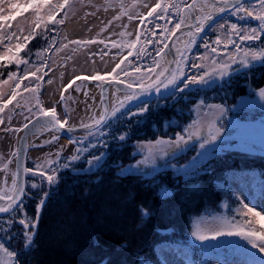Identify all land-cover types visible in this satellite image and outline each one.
Returning a JSON list of instances; mask_svg holds the SVG:
<instances>
[{
    "label": "trees",
    "instance_id": "16d2710c",
    "mask_svg": "<svg viewBox=\"0 0 264 264\" xmlns=\"http://www.w3.org/2000/svg\"><path fill=\"white\" fill-rule=\"evenodd\" d=\"M14 4L27 6L28 0L12 1L6 12L3 9L2 16L21 11L13 8ZM63 11L65 13L66 7L60 12ZM47 23L48 30L59 24L55 21ZM237 25L247 30V24ZM229 30L226 27L224 33L228 34ZM54 35L50 33V36ZM50 36L44 35L42 40L28 44V62H39V52L47 50L49 42L52 46L57 42ZM251 41L247 40L246 44ZM32 44L38 45L36 52L29 51ZM242 52L236 61L246 58V51ZM247 60L250 66L230 75L229 80L219 79L222 84L217 87L204 86L210 94V99L206 100L232 105L241 96L253 94L261 87L264 62L248 57ZM4 64L7 66L8 63ZM233 67L232 63L231 70ZM212 70L205 69L201 75ZM215 78L219 77L209 76L208 80ZM197 97L195 90H185L176 94L172 104L165 101L148 105V112L142 115L129 112L122 116L118 113L120 118L112 121L111 128H104L105 135H100L99 129L86 140L88 143L81 141L83 151L79 153V159L55 156L36 163L30 158L29 169L33 171L28 172V196L20 207V214L25 219L35 215L43 199L41 222L33 244L26 248L22 235L25 229L15 218H0V244L16 254L13 258L19 264H163L160 246L164 243L185 245L191 238L194 215L209 209L224 214L238 209L235 206L239 203L234 202L236 198L231 192L239 194L232 187L230 177L233 172L242 170L264 174V156L242 150H223L187 177L173 169L161 171L154 179L135 171L121 175V166L137 159L135 141L174 135L193 121V105L201 98ZM127 111V108L121 109V112ZM125 133V141L114 139ZM93 150L96 154L107 153L105 162L102 168L86 171ZM46 161L55 163L49 166ZM37 165L44 167L37 168ZM54 166L57 167V182L49 185L46 176L42 178L39 173ZM33 184L37 187H32ZM162 188L170 190L167 198L158 195ZM45 193L47 199H44ZM224 201L228 206L223 204ZM141 207L148 209L151 215L142 217ZM245 219L252 218L239 220ZM202 254L203 251L193 252L190 256L192 264H199ZM11 260L12 257L0 250V264H11Z\"/></svg>",
    "mask_w": 264,
    "mask_h": 264
},
{
    "label": "rangeland",
    "instance_id": "374dc122",
    "mask_svg": "<svg viewBox=\"0 0 264 264\" xmlns=\"http://www.w3.org/2000/svg\"><path fill=\"white\" fill-rule=\"evenodd\" d=\"M12 1L21 0H0V16H2L3 14V9H5V12L7 11ZM60 1L61 0H56V2ZM71 1L72 3L70 7H68L69 16L66 18V21L63 22L60 30L61 41L59 44V48L52 53V57L50 59L48 70V72L50 73L47 83L49 82V80L53 81L56 75H59V80H61V78H63L66 74H70V72L77 70L81 62L75 60V54L84 47H88L90 49L88 53L89 56L87 58L89 61H95L97 59L111 55L115 58L116 64L119 62L120 57L125 54L128 48L113 47V44H126L128 41H133L135 40L136 35L141 32V30L143 31L144 28H149L155 25L157 22L160 23L159 25H162V21H166V24L170 25L171 29L176 23V15L174 16V14L171 12L172 10H168V16L163 19L159 17L160 10L158 9L157 13H154L151 17H147L146 20L141 24V21L137 17L141 13H144L146 15L148 11V9L143 5H154L156 3V0ZM164 3H170V0H164ZM51 5L54 4L51 3L48 7L42 8L40 11V15L46 18ZM207 11L212 10L207 9ZM129 15H131L133 19L129 20ZM117 16H119L120 19H116L115 17ZM184 18L187 19L188 14L185 15ZM74 20L78 22L79 30L74 34H71L70 31L65 28V25L68 22L70 23ZM11 21L13 22L10 24L8 36H12V39H4L2 43L6 45H9V42L14 41L13 38L16 37L17 34H19L22 38L27 31H29L36 25V13L34 9L31 8L26 13L20 15L19 17H15ZM224 21L225 20H221V23H224ZM138 25H140L139 28ZM41 26L43 31L45 29L44 25L41 24ZM219 29L221 28L214 23L211 26L210 31ZM5 31L6 28H0V36L5 35ZM121 32H126L128 33V35L121 36ZM13 33H15V35H12ZM198 39L195 41V44L199 42ZM7 40H9V42ZM72 41L96 42L81 43L80 45H77L75 43H71ZM101 41H103V43H101ZM64 45H67V47H63ZM194 45L190 46L188 50L192 49ZM0 49H5V46H2ZM129 51L132 50L129 49ZM136 51H138L137 47ZM133 55H131L132 57L129 56L130 58H128L124 61L123 64H121V68L125 69L130 67L133 59L138 57L135 55V53ZM213 56L215 57L213 58ZM201 58H203L201 60L204 67L211 69L213 68V61L216 62L215 66L218 68L221 64H224V62L229 61L230 56L227 53H212L211 51L206 50L204 54H202ZM158 59L161 62L163 61L161 57H159ZM112 68L106 71L96 72H92L93 70L88 69L87 72L95 73L92 75H104L109 73ZM33 70L42 75V66H33L29 71ZM118 72H120V70ZM143 73L144 71L135 74V76L134 74L132 75L133 78H136L140 75H143ZM87 75L89 74H86V76ZM33 81L36 80L33 79L32 82ZM17 83H20V87L18 89L16 88ZM37 84L38 83L33 82L32 84L29 82L25 85L21 76H14L11 80H8L6 84L3 83L0 87V94L2 96V99L4 100L9 98L15 88L18 90V96L16 100H14L10 106L5 108L4 111L0 113V119H3L5 121L4 124H0V196H12V182L13 180L16 181L15 156H13L12 153L15 149L18 148L21 131H9L7 129L21 128L23 124H25L29 119L35 116L38 113V106H35L38 101H41L45 109L55 107L56 110H58L61 119H67L69 125H76L77 117L84 113V111L92 110L96 101L100 99L101 80H99L97 83H93L92 80L79 82L74 86L76 89L79 88L78 91L76 89L72 90L67 88V90H64L60 95L57 102L46 100L44 94L46 88L45 90L43 89L42 94H38ZM26 88L28 89V91H25ZM262 89H264V87L260 90ZM260 90H258L255 97H243L239 101L238 105L232 108L233 113H228L227 111H225L223 115H221L219 112V107L223 106L217 104H205L202 102L198 103L195 109L194 119L188 126L185 127V130L191 128L193 132L200 131L202 135L207 136L209 126L215 123L217 127H222L221 139L226 141V143L223 145H220L219 140L216 141V144L220 145L221 148L242 149L248 152L264 154V97L260 96ZM162 91L164 90L162 89ZM62 96L63 100H61ZM123 98L124 96L120 97L118 101L123 100ZM142 98L145 97L142 96L141 99ZM17 102H19L20 107H15ZM117 103L115 107L117 106ZM248 107L258 108L260 110L259 113L262 114L253 116L251 113H247L246 116H244V111L248 109ZM29 109H31V112L29 111ZM66 112L67 115L65 114ZM26 117L28 118L27 120ZM94 134L95 132L93 131L92 134L87 133L84 134L83 137L87 139ZM181 134L187 135L186 131H184L183 133H178L174 138L161 137L154 141L137 142V153L139 154V158L136 162L130 164L129 166H132L133 168H136V166H138L137 172L143 173L147 176L154 175L159 169L170 167L169 162L171 164V167L175 169L184 168V166L189 163L191 158L195 156L197 152L201 151L198 147V143L195 140L189 141V144L197 143V147L195 148V150H189L185 152H193V156H191L190 159L186 160L183 163H176L173 160L184 153L177 152L175 158H172L171 153L174 150L171 148H167V145L158 143V141L161 140H175L176 137ZM71 135L73 140H83V138L78 139L79 135ZM53 136H57L58 139L49 144L44 143L45 140H51ZM64 137L67 136L59 132L37 135L35 137V142L31 143L30 145V154L35 160L39 161H42L49 157H57V153H59L60 157H63L65 155L72 156L76 154L78 144L73 143L74 148L67 149L62 145ZM165 148H167L169 155H160L161 150ZM9 160L12 161L10 164L8 163ZM5 165H7L6 169L4 167ZM233 180L234 183L238 185V188L244 197L250 194V190L254 195L257 188L259 189V191L261 189V186H258L257 188L256 186H253V183H255V175L253 173H235L233 174ZM255 197L256 198L254 200L246 201L250 207L255 204L256 210L261 211L262 215H264V208L261 207L259 194ZM8 203L9 202L6 198L0 200V206L5 207ZM222 218L228 219L226 216L204 213L195 218L194 231L197 229V227L206 229L209 227L219 226ZM217 239L223 240V242H225V240L231 241L225 242L226 246L224 247V249H222V256H212L210 257V260L205 264H245L243 258L240 257V254H238V252H236L234 249L243 247V244H247L246 241H243L242 238L236 236L231 239L223 237H219ZM192 241L194 244L205 242L196 240L194 236L192 238ZM207 241L213 240L210 239ZM233 244L236 245V248L235 246L232 247ZM247 247L249 249L251 248L250 245H247ZM182 250L176 248L175 246H162L161 253L164 256L165 264H187V258Z\"/></svg>",
    "mask_w": 264,
    "mask_h": 264
},
{
    "label": "snow or ice",
    "instance_id": "6c2138e0",
    "mask_svg": "<svg viewBox=\"0 0 264 264\" xmlns=\"http://www.w3.org/2000/svg\"><path fill=\"white\" fill-rule=\"evenodd\" d=\"M51 4V0H28V6H31L35 13L37 18L36 28H39L42 23H46L47 21H55V16L58 14V10L62 11L68 4L69 0H62L61 3L51 5V8L47 14V17L40 15V11L42 8L48 7ZM259 4L261 8H264V0H259ZM145 8L148 9L146 15L144 13L139 14L137 17L141 24L146 20L147 17L153 16L154 13H157V10L159 9V17L164 18L168 16V10L170 8H176L177 14H179V6L175 3H164V0H156V3L152 6H149L148 4L143 5ZM13 8H20L21 10H26V6L24 5H18L14 4L12 5ZM207 9H211L212 11H207ZM185 11L190 16L191 20L194 22L190 25H187L189 30L186 33L188 39L183 42L184 44V51H181L180 48L175 49V55L179 56L180 59L176 60L173 59L170 64L175 65L176 70L172 71L170 66H162L160 60H153V66L147 68L143 75H140L136 78H133L131 82L126 83L127 92L124 95L123 100H119L117 103V106L114 107L111 111V114L109 115L108 109L105 108L104 114L99 118L95 119L93 118V123L91 124H81V128L88 130L89 134H92L93 129H100V135H105L104 128H111L112 121L118 120L120 116L117 114L120 113L122 116L128 115V113H132V115H142L146 112H148V105L153 103V100L148 98L152 96L153 91L157 93L156 102L157 104L161 101H167L170 97L175 96L178 92L183 93L185 90H195V91H201L204 86H210L209 85V76H217L220 80H223L226 75H231V64L235 63V58H229V61L221 64L218 68L215 66V61H213V70L211 73L205 72L202 75H191L186 76L184 71L181 68V65L185 63L183 60L184 54L187 52L188 48L195 44L196 37L199 35V33L204 31L205 26H211L209 22H215L220 28H229L231 30L232 34L238 35L240 41H251V40H260L262 36H264V11H262L259 14H256L253 11H250L248 8L244 6V0H211L209 3L208 0H204V3L202 5H197L196 0H192L191 3L185 5ZM225 12H231L235 15H240L241 19H244L246 17H253L257 21L260 22L258 28H251V29H243L242 27H239L237 24L233 23L231 25H226V22L221 23V20H223V17L221 16L220 20H217V15ZM127 14V13H125ZM243 14V15H241ZM116 19H120L119 16L115 17ZM5 19L4 16H0V21H3ZM8 19H11V17H8ZM133 19L131 15H129V20ZM56 23H63V18L55 21ZM186 21L184 17H181L173 26L172 29H164V32L166 35L159 41L161 47L158 48L156 55L161 57L163 59L165 56L168 55V52H166V49H169V44L166 43L169 39V37H174L178 31H181L182 25H185ZM140 25H138V28ZM155 27H159V25H155ZM12 35H15L13 33ZM121 36H126L128 33L121 32ZM141 35H143V32H140L136 35L135 40L128 41L126 44H113V47H127L128 49H131L132 51H129L128 55H133L135 53L136 56H139L141 53H143L144 48L141 47L139 51H136L137 44L140 42ZM156 33L153 31H150V36L148 37V43H152L151 36H155ZM9 40L12 39V36L7 37ZM34 38V37H32ZM4 37L0 36V43L3 42ZM19 39V37H17ZM29 39L28 36L24 37V40L27 41ZM96 41H87V42H81V41H72L71 43H75L77 45H80L81 43H95ZM103 43V41H101ZM216 45H220L222 41L218 38L215 41ZM229 44H235L236 41L233 39L228 40ZM24 45L17 43L15 45V52L13 51V47L11 45H5L6 51L2 54H0V61L7 60L9 63H26L25 61H22L18 53L20 49ZM63 47H67V45H64ZM205 47H208V45H205ZM227 47V45H225ZM212 53L217 52L216 47L211 48ZM247 55H251V58L253 60L259 59L260 61L264 62V51H261L260 53H249L246 54V58L244 60H241L240 63L244 65L245 67H249L247 60ZM203 59V58H201ZM127 60V56L124 57V59L120 60L119 63L115 65V68H113L112 72L116 73V69H120L121 72L124 73L125 76H128L129 73L126 69L121 68V64L124 63V61ZM165 65H168L169 62L165 61ZM193 68H202L204 65L199 63H193L191 65ZM156 69H160L157 71ZM136 73H141V68L136 67L135 69ZM32 75H35L34 73ZM14 76H16V73H10L8 76V80H11ZM108 77H111L112 80L116 81L117 83H125V81L119 80V73H116L115 76L112 75V73H108L107 75H95L92 76L91 79L93 80H101L104 81L108 79ZM27 76L24 77L26 79ZM76 79H80V77H77ZM84 79H89V77H84ZM8 80L2 81L0 83H7ZM148 80L149 82H145ZM49 83H51V80H49ZM75 84V80L71 81L67 87L65 88V91L67 88H71L72 85ZM20 87V84H16V88L18 89ZM162 89L164 91H162ZM168 89H172V91H167ZM77 91L79 88L76 89ZM119 91V89H117ZM25 91H28L26 88ZM260 96L264 97V89L260 90ZM18 93L16 91H13L12 94L9 96L8 99L4 100L2 99V96H0V113L4 111L5 108L8 107V105L12 104L14 100H16V96ZM145 97L144 99H141V97ZM61 100H63V96L61 97ZM135 102V103H133ZM131 105V107H128ZM38 106V114L36 115V118L34 121L29 120L27 123L23 124L21 128L18 129H7L9 131H24L25 129H28L30 124L32 128L34 129L33 135H37L38 132H40L41 129L46 131H63L64 134L68 137L70 143L79 144L82 143L81 141H76L72 139L71 133L76 131L74 127H66L68 125L67 119H61L56 111L55 107H52L50 109H45L41 106H39V101L37 102ZM15 107H20L19 102H17ZM219 107V106H218ZM127 108V112H121V109ZM135 109V111H133ZM31 112V109H29ZM226 111L223 107H219V112L221 115ZM67 115V112L65 113ZM28 118L26 117V120ZM5 121L3 119H0V124H4ZM39 126V128L37 127ZM187 135H179L176 137L175 140H169V141H158V143L162 145H167V148H171L174 151L171 153L172 158H175L176 153H185L189 150H195L198 147L201 151L197 152L195 156L191 158L189 163L184 166V168L181 169H175L174 171L177 172H186L187 170L191 169L193 172H197L202 166L207 165L211 158L214 155H218L220 151H222V148L220 145H223L226 143V141L221 139L222 136V127H217L215 123L211 124L207 131V136H204L201 134L200 131L193 132L191 128H188L185 130ZM42 134V132H41ZM110 134V133H109ZM57 136H53L51 140H45V144L52 143L53 141L57 140ZM114 139H117L121 142L125 141L127 139V134H120ZM27 140L28 137L24 136L22 138L23 147L27 148ZM195 140L197 143L189 144V141ZM220 141V145L216 144V141ZM99 142V141H98ZM96 145L93 144V147ZM167 148L162 149L160 152V155L162 156H168L169 152ZM83 151L82 148L76 149V155L71 157L70 159H79V153ZM21 154V149L17 148L12 153L13 156H19ZM59 155V153H57ZM107 155V153H102L99 156H94L91 159L87 161V163L90 165L91 168H102L104 164V156ZM12 161L9 160L8 163L10 164ZM46 163L50 166L52 163H55L54 161H46ZM169 166L171 167V164L169 162ZM5 169L7 168V165L4 166ZM19 163H18V171L15 173V175H19ZM37 168H43V165H37ZM25 172H31L32 169L24 168ZM138 171V166L136 168H133L132 166H129L128 168H124L121 166V175L128 174L129 172ZM42 178L46 176V180L49 185L54 184L57 182V177L55 175V170H53V174L48 175L46 172H40L39 173ZM141 175H143L141 173ZM32 187H37L36 184H33ZM12 188H13V195L12 196H0V200L7 199L9 201L8 206H0V213L9 212L10 210L14 209V205L16 204V198L23 196V189L17 187L16 181L13 180L12 182ZM170 191V190H169ZM169 191L164 190L163 188L158 193V195L161 196V198H167ZM242 194V193H241ZM231 195L236 198L234 202H238L240 207L238 209V212L240 215L244 217H252L253 219H245L241 221L240 223H236L235 219L228 220V219H221V222L219 226L216 227H209V228H201L197 227L195 231L192 232V235L196 238L198 241H207V240H216L219 237H231L236 236L242 238L243 241H246L247 244H243V247L234 249L238 254L245 257V264H264V255H261V253H264V215H262L261 211L256 210L255 204L253 206H249L248 203H245L244 200H254L256 197L251 193L248 196L244 197V200H240V197L236 195L235 192H231ZM259 198L261 200V207L264 208V184H262L260 192H259ZM44 199H47V193L44 194ZM43 206V199L41 201V207ZM141 216L142 217H148L151 215L148 209L141 207L140 209ZM19 223L23 226L24 229H28L29 226H35L34 222L27 219H22L19 221ZM259 224L260 227L257 228L256 225ZM25 241V247L28 248L33 244L34 241V234L30 231H25L22 233ZM231 241V240H225V242ZM219 245V244H216ZM216 245H211L213 248ZM247 245L251 246V249H256L257 251L250 250ZM204 247H209L208 245H204ZM0 250L7 253L9 257H15L14 252H9L7 248L4 247L3 244H0ZM192 264V262H190Z\"/></svg>",
    "mask_w": 264,
    "mask_h": 264
},
{
    "label": "bare ground",
    "instance_id": "6f19581e",
    "mask_svg": "<svg viewBox=\"0 0 264 264\" xmlns=\"http://www.w3.org/2000/svg\"><path fill=\"white\" fill-rule=\"evenodd\" d=\"M201 3L197 2V5L199 6ZM186 24L191 22V19H187L185 20ZM65 28H67L71 34L76 33L79 30V26H78V22L76 20L72 21V22H68L65 25ZM186 38V34H182L180 36H178L175 40V49L177 48H181L183 45V42L185 41ZM89 48L88 47H84L82 48L80 51H78L75 54V60L81 62L79 65V68H77V70L70 72V74H66L63 78H61V80H59V75H56V77H54L55 79H53V81H51V83H47L46 85V90L44 92L45 94V98L47 101H51V102H57L59 100L60 94L62 93V91L65 89V87L67 86L68 82L70 81V79L74 78L75 76H79L82 75L83 73H88L87 70H93L92 72H96V71H106L110 68L113 67V65L115 64V58L111 55L109 56H105L104 58H100L97 59L95 61H89L88 58V53H89ZM170 54H168L167 56H165V58L163 59V61L161 62L162 66H167L165 65V61H170ZM160 69H157V71H159ZM90 72V73H92ZM119 89V91L117 90ZM127 91H124V89L122 87L119 86H112L110 89V104L111 107H114V105L118 102V99L122 96L125 95ZM103 109H104V103L101 101V99H98L95 103V105L93 106L92 110H88V111H84V113H82L80 116L77 117V123L76 124H84V123H89V122H93V118L95 119H99L103 113ZM39 128V126H38ZM42 132V134H41ZM57 131H46L41 129L40 132L37 133V135H45L47 133H54ZM37 135H31L29 137L28 142L29 143H33L35 142V137ZM62 145L64 147H66L67 149L69 148H74L73 143L69 142V139L67 137L63 138L62 141Z\"/></svg>",
    "mask_w": 264,
    "mask_h": 264
},
{
    "label": "water",
    "instance_id": "95a60500",
    "mask_svg": "<svg viewBox=\"0 0 264 264\" xmlns=\"http://www.w3.org/2000/svg\"><path fill=\"white\" fill-rule=\"evenodd\" d=\"M209 1H211V0H209ZM226 13L227 12L218 14L217 17H221V16L225 15ZM211 23L212 22H209V24H211ZM188 30H189L188 26H182L181 31H178L176 33V35L169 40V42H168L169 49H167V51H169L172 54L173 59H176L175 51H174V47H173V43H174L175 37L178 35V33L185 32V31H188ZM204 30H205V28H204ZM201 33H199V34H201ZM170 67H171V70H173V68L175 67V65H172L171 64ZM126 83H127L126 81H125V83H117L116 81H114L112 79L107 80V81H105L103 83V85H102V96H101V98H102V101L104 103V112H105V108L108 109V113L110 112V109H111V106H110V94H109L110 93V86H111V84L119 85V86L123 87L125 90H127ZM104 112H103V114H104ZM35 118H33L31 121H34ZM66 127H69V126H66ZM74 128L76 129V131H74V132L88 131V130H85V129L81 128V126L74 127ZM33 131H34V129L32 128V126L30 124L29 128L28 129H25L23 131V133H22V135L20 137V141H19L18 148L21 149V154L19 156H17V158H16V168H17V171H18V163L20 165V167H19V175L17 176V184H18L17 187L23 189V196L16 198V204L14 205V208H16L19 205V203L21 202V200L24 198L25 191H26V175H27V172L24 171V168H27L28 146H27L26 149L23 147L22 138L24 136H27L29 138V135L31 133H33ZM27 145H28V140H27ZM9 212L0 213V215L6 214V213H9ZM38 221H39V217L37 218V221L34 223V225H36L38 223ZM29 227H32V226L30 225Z\"/></svg>",
    "mask_w": 264,
    "mask_h": 264
}]
</instances>
